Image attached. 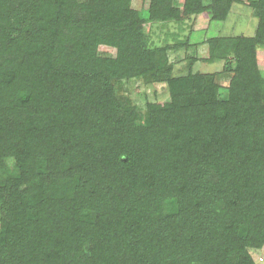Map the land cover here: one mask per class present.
<instances>
[{
  "label": "trees",
  "instance_id": "obj_1",
  "mask_svg": "<svg viewBox=\"0 0 264 264\" xmlns=\"http://www.w3.org/2000/svg\"><path fill=\"white\" fill-rule=\"evenodd\" d=\"M73 1L13 5L24 12L13 36L0 0V170L8 156L19 169L0 182V264H255L249 248L264 245V0L255 37L209 40L208 59L225 58L233 72L227 95L198 102L195 83L185 90L187 79H170L171 99L149 104L143 121L113 83L152 67L140 11L132 0H92L81 26ZM223 1L232 2L213 0L214 17L230 10L216 9ZM203 2L151 0L149 19L179 21ZM103 44L114 54L97 55ZM192 76L194 90L211 77ZM132 175L133 191L122 183ZM167 199L178 207L163 216Z\"/></svg>",
  "mask_w": 264,
  "mask_h": 264
},
{
  "label": "rangeland",
  "instance_id": "obj_2",
  "mask_svg": "<svg viewBox=\"0 0 264 264\" xmlns=\"http://www.w3.org/2000/svg\"><path fill=\"white\" fill-rule=\"evenodd\" d=\"M65 1L59 3L64 9L68 6V2ZM91 1L75 0L70 3L75 20L81 26L88 24L89 12L85 10V5L93 4ZM203 1V6L207 8L201 13H193L189 17L176 21L175 19L151 20L149 19L151 0H132V6L140 11L145 20L143 31L147 37L148 46L156 51V55L147 74L117 78L114 79L113 83L119 100L123 105L133 107L140 114L141 121L149 113V104L169 102L172 97L170 79H187L190 83L185 90H190L189 88H193V83L195 86L198 84L194 82L197 79L193 78L192 75L209 74L211 75L210 80L201 82L196 90H194V86L195 100L200 102L206 98H213L217 92L220 95H227L233 72L228 68L225 58L214 57L213 61L208 59L209 40L219 39L221 45L222 39L229 37H255L260 21L259 8L255 3L259 0H231V3L223 1L216 6V9L222 13L226 8L230 9L223 19L214 17L213 9L210 7L213 0ZM21 2L23 3L21 6L24 8L26 0L25 3L24 0H2L1 2L13 23V36L18 33L17 30L23 25L24 12L16 15L11 9L13 5L20 6ZM172 3L175 7L182 8L185 0H172ZM28 5L29 3L25 7ZM46 10L48 8L42 7L39 11ZM1 14L3 13L0 12ZM256 51L258 68L261 76L264 77V45H258ZM113 54L114 49L110 45L98 46L97 55L111 56ZM229 59L232 60V55L229 56ZM163 69H166L167 77L161 75ZM12 159V156L6 157V166L0 170V182L19 173L15 163L11 162ZM36 163L39 169L45 170L47 176L48 171L46 169L49 168L47 162L42 159L39 162L37 160ZM133 177L132 175L131 179L125 178L122 182L129 183V188L132 191ZM143 200L149 201L150 198ZM140 202L144 203L142 200ZM177 204L176 199L163 200L161 202L162 215L174 213L173 211H176L178 207ZM139 208L137 207L138 212ZM249 250L255 264H264V245L261 248H249Z\"/></svg>",
  "mask_w": 264,
  "mask_h": 264
}]
</instances>
